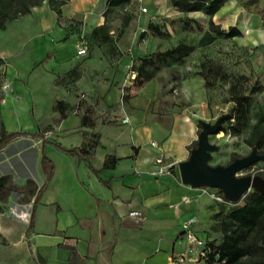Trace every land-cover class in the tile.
<instances>
[{"label": "crops", "instance_id": "0c3cea01", "mask_svg": "<svg viewBox=\"0 0 264 264\" xmlns=\"http://www.w3.org/2000/svg\"><path fill=\"white\" fill-rule=\"evenodd\" d=\"M106 7L107 0H68L58 14L44 0L5 27L33 15L34 20L24 22H38L40 32L51 34L52 47L44 60H8L12 55L0 50L11 79L28 80L35 97L47 91L46 96L66 102V117L58 110L53 112L61 119L56 139L50 138V142L63 143L62 132L71 136L73 146L81 145L94 132L99 139L90 155L60 154L52 147V176L48 178V169L41 162L43 172L36 173L30 195L25 199L8 195L0 210V264H207L203 259H173L186 249L182 223L189 216L198 217L195 230L201 239L216 237L212 232L215 200L199 187L184 183L178 171L179 162L190 154V144L199 137L203 112L159 98L163 71L135 85L128 73L139 60L133 59L135 54L129 60H125L126 54L119 58L121 46L114 49L109 41H98L88 54L77 53L82 35H91L106 21ZM190 12H186L188 16L199 19ZM214 20L218 22V18ZM110 33L114 35L113 28ZM154 50L156 46L148 53ZM94 57L98 60H91ZM167 67V81L178 76L186 89L182 68ZM173 73L177 76L172 77ZM191 78L199 83L198 76ZM196 90L187 93L193 96ZM197 92L200 95V88ZM155 98L157 104L152 102ZM84 114L94 120L92 125L82 124ZM126 115L129 122L122 121ZM40 144L42 147V141ZM34 153L37 162V146ZM109 154L118 157L111 168L103 165ZM157 156L170 164L166 171L156 172ZM185 194L193 198L191 202L182 201ZM35 197V222L28 230Z\"/></svg>", "mask_w": 264, "mask_h": 264}, {"label": "rangeland", "instance_id": "374dc122", "mask_svg": "<svg viewBox=\"0 0 264 264\" xmlns=\"http://www.w3.org/2000/svg\"><path fill=\"white\" fill-rule=\"evenodd\" d=\"M144 6L147 10H143ZM190 14L198 16L201 26L196 25L195 22L191 25L186 24L185 18L190 16L186 12L183 13L171 0H131L109 11V23L107 24L114 29V35L109 40V44L114 49L121 46L122 50L120 49L117 53L120 54L119 58L126 54L125 60H129L132 54H135L134 60H139L141 55L147 54L155 46L156 49L164 50L180 41L194 44L195 48L183 63L171 65L174 66L173 68H182L187 88L181 86L182 81L177 80L178 76L175 73L172 77H177L167 81L165 72L169 69L163 66L159 70L163 71L161 73L163 77L159 80L160 85L163 84V93L159 98L162 100L168 98L179 108L188 107V109L191 108L190 110H201L204 115L202 118L212 123L219 116L226 115L234 105L232 99L234 90L237 89L251 95L248 127L237 134L229 129H223L210 135V140L219 146L212 152L210 163L227 165L235 158L248 155L256 149L249 141L252 138V125L261 119L264 126V0H229L223 11L213 18H218L217 23L224 28L232 24L238 25L243 29V34L230 38L218 37L215 41L205 45H200V39L209 28V18L202 11H192ZM24 18L26 19L15 21L7 28L0 26V50L12 55L8 60L48 58L49 49L52 47L51 34L46 35L45 32H40L38 22L36 25L24 22L34 20L33 15ZM150 22L158 24L167 33L160 35L154 32L149 27ZM84 36L88 38L90 46L99 41L92 34ZM142 42L145 44L142 45ZM134 47H137L138 53ZM97 51L99 49L95 50ZM91 60L98 59L94 57ZM203 69L208 74L209 85H206L203 75L199 74ZM193 76H198L199 83L191 78ZM191 88H197L193 96L187 93ZM199 88L200 95L197 92ZM46 93L47 91H41L43 96L35 97L29 91L28 80H20L17 76L11 79L5 65H0V135L4 131L40 130L49 139H56L55 132L61 117H56L53 112L57 110L58 98L46 96ZM126 97L127 90H125L124 98ZM156 101L157 98L152 102L157 104ZM222 124L227 126L228 122ZM201 129L202 126H199V130ZM60 137L65 145L73 146L69 142L70 135L62 132ZM40 143V137L22 135L0 147V175L9 174L15 184H24L19 185V188L7 195H2L0 192V210L11 193L15 196L19 195L20 199H25L30 195L36 173L43 172L40 161L42 158ZM46 143H48V148H45V151L51 158L52 153L55 155V150L60 154H65L66 151L59 148L54 140ZM36 146L37 162V156L34 153ZM52 147L55 150H52ZM257 151L264 153V144L257 148ZM56 159L58 162L63 163L64 161L60 156H56ZM52 160L55 162L53 158ZM262 172H264V161H257L241 170L239 174L254 175L263 174ZM29 178L33 181H28ZM254 189L252 187L248 192ZM247 193L237 203L215 201L212 232L216 233L217 240L223 238L229 211L234 206L242 204ZM254 233L260 236L264 233V229H257ZM258 254L264 256V244Z\"/></svg>", "mask_w": 264, "mask_h": 264}, {"label": "trees", "instance_id": "16d2710c", "mask_svg": "<svg viewBox=\"0 0 264 264\" xmlns=\"http://www.w3.org/2000/svg\"><path fill=\"white\" fill-rule=\"evenodd\" d=\"M41 1L42 0H0V26L5 28L9 21L30 12L32 7L38 5ZM48 1L52 8L55 9L58 14H61V6L68 0ZM130 1L131 0H107V7L104 11L106 21L92 30V35L97 37L99 42L103 43L112 39L110 33L111 26L107 24L109 23V11L114 7L125 5ZM227 1L228 0H171L181 11L189 12L201 10L209 16V28L202 35L200 45L209 44L218 37L230 38L243 34V30L238 25L232 24L228 28H224L213 18L217 11ZM185 22L188 25L195 22L196 25L201 26L200 21L194 17L185 18ZM149 27L160 35L167 33L156 23L150 22ZM194 48V44L180 41L164 50L157 49L145 55H141L139 61L131 65V68L137 70V75L133 78L134 83L136 85H142L144 82L153 78L163 66L183 63ZM4 60L5 58L0 55V65L4 63ZM207 69L209 70L210 68ZM199 74L203 75L206 85H209L208 74L204 72V69L199 72ZM232 99L234 100V105L229 109L222 120V123L228 122V125L225 126L222 124L220 130L229 129L237 134L241 133L250 124L252 98L250 94L236 89L234 90ZM56 107L62 118L68 115V107L63 99L57 100ZM93 123L94 120L90 115L84 114L82 116V124L92 125ZM199 126H202L201 123H199ZM22 135L41 138V162L48 169V178H50L53 173L54 162L45 151V144L50 141V139L44 132L40 130L30 131L23 129L4 131L0 135V147ZM251 137L249 141L256 149L263 146L264 126L262 125L261 119H258L252 125ZM98 139L99 134L94 132L91 137L85 136L84 143L78 146L66 147L58 140H54V143L71 155L82 156L92 154V149L98 144ZM197 144L198 139L190 144V149ZM117 160L118 157L116 155L109 154L105 158L103 165L108 168L114 167ZM262 173L264 176V172ZM28 181L31 182L33 180L29 178ZM45 184H43L39 192L43 190ZM17 188H19V185L12 181V177L9 174L0 175V192L2 195H7ZM36 200L35 197L28 230L32 229L34 226ZM237 202L239 201H235V203ZM262 228L264 229V193L254 189L247 193L242 204L234 206L229 211L225 221L223 238L221 240H217L215 237L206 239L205 249L207 250V264H264V256L258 254L264 244V233L260 234V236L254 235L257 229Z\"/></svg>", "mask_w": 264, "mask_h": 264}, {"label": "water", "instance_id": "95a60500", "mask_svg": "<svg viewBox=\"0 0 264 264\" xmlns=\"http://www.w3.org/2000/svg\"><path fill=\"white\" fill-rule=\"evenodd\" d=\"M225 115L215 122L200 120L198 144L191 148L188 158L179 162L182 181L194 187L213 186L220 188L231 201H239L254 187L264 193V176L257 174H239V172L257 161H264V153L253 149L248 155L237 157L227 165L211 164L212 152L218 144L210 140V135L219 132Z\"/></svg>", "mask_w": 264, "mask_h": 264}, {"label": "built area", "instance_id": "2783aa9c", "mask_svg": "<svg viewBox=\"0 0 264 264\" xmlns=\"http://www.w3.org/2000/svg\"><path fill=\"white\" fill-rule=\"evenodd\" d=\"M143 10H147V7L144 6ZM90 42L88 38L84 35H82L81 39L77 43V53L79 55H86L89 52ZM137 75V70L130 67L128 76L130 78H135ZM85 94L82 93L80 99L84 98ZM123 122H129L130 117L128 115L124 116L122 118ZM153 144H157L156 141L153 142ZM156 172H164L169 168L170 164H164L162 156L156 157ZM199 189L201 190V193H207L213 198L215 201L218 202H232L229 200L223 193V191L220 190L218 187L213 186H200ZM192 197L190 195H183L182 201L183 202H191ZM177 206L179 204H176ZM132 214L138 215L137 211L131 212ZM198 221V217L195 215L189 216L186 218L182 223V234L183 238L186 242V249L184 252L176 253L173 255V259L177 262H184V261H195V260H205L206 261V255L207 250L205 249V242L206 239H201L195 230V224Z\"/></svg>", "mask_w": 264, "mask_h": 264}]
</instances>
